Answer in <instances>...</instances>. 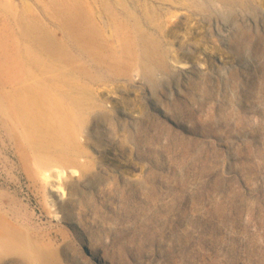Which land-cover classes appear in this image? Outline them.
I'll return each mask as SVG.
<instances>
[{
    "label": "rangeland",
    "instance_id": "374dc122",
    "mask_svg": "<svg viewBox=\"0 0 264 264\" xmlns=\"http://www.w3.org/2000/svg\"><path fill=\"white\" fill-rule=\"evenodd\" d=\"M10 1L0 0V264H264V0L195 9V29L163 0H96L95 11L90 0H25L26 12ZM100 11L142 31L119 36L129 55L102 40ZM139 39L153 85L137 71ZM42 88L43 108L31 95ZM50 100L78 104L80 124L66 111L55 118L64 134L52 132ZM53 158L61 174L45 183Z\"/></svg>",
    "mask_w": 264,
    "mask_h": 264
},
{
    "label": "bare ground",
    "instance_id": "6f19581e",
    "mask_svg": "<svg viewBox=\"0 0 264 264\" xmlns=\"http://www.w3.org/2000/svg\"><path fill=\"white\" fill-rule=\"evenodd\" d=\"M8 1V0H7ZM10 1V0H9ZM14 1V0H13ZM28 1V0H27ZM27 1H21V3H19V5H16L15 3H13V4H9V6L10 7H12V9L13 10H17V9H19L18 7H21L22 9H21V11H23V12H26V11H28L29 9H31V7H33L32 5H29L30 4V2H29V4H28V2ZM36 1V0H35ZM69 1V0H68ZM117 1V0H116ZM119 1V0H118ZM117 1V2H118ZM163 1H165V2H167V3H172V2H174V4L177 6V8H180V9H185V10H187L186 12H188V13H184L183 12V14H188L187 15V17H186V19H187V21H186V23L188 24V28H192L193 26H191L190 27V25H192V24H190V20L192 19L193 20V17H195V15H194V12H193V10H195V9H210V10H212L213 11V13H215L216 15L217 14H220L222 11H223V9L225 10V9H227V10H229V12L231 13V10H233V8H235L236 6H238V5H240L241 3L242 4H245L246 3V5H247V1L248 0H163ZM254 1V0H253ZM11 2V1H10ZM34 2V1H33ZM41 2H43L44 3V1H41ZM91 4H89V6L91 7H89L90 9H92L93 11H95L96 10V8H98V7H100V3L98 2V1H94V0H90L89 1ZM108 2L109 3H111V0H108ZM122 2H123V0H122ZM126 2V1H125ZM38 3V2H37ZM113 3H114V1H113ZM120 3V2H119ZM252 3H254V2H252ZM35 4V3H34ZM87 4H88V2H87ZM121 4V3H120ZM132 4V3H131ZM145 4V3H144ZM162 4H164V3H162ZM241 4V5H242ZM255 4V3H254ZM42 5H45V4H42ZM127 5L129 6V4H124V6H126L127 7ZM31 6V7H30ZM37 6V5H36ZM96 6H98V7H96ZM102 6V5H101ZM116 6V5H115ZM114 6V7H115ZM122 6V5H121ZM120 6V7H121ZM145 6H146V4H145ZM137 7V6H136ZM175 7V6H174ZM34 8H35V5H34ZM39 7H37V9H38ZM41 8V7H40ZM46 8H48V6H46ZM101 8V7H100ZM102 8H103V6H102ZM116 8H117V6H116ZM148 8V7H147ZM106 9V8H105ZM121 9V8H120ZM34 10H36V9H33V11ZM47 10V9H46ZM103 10V9H102ZM101 10V11H102ZM107 10V9H106ZM117 10H119V9H117ZM140 10V9H139ZM166 10V9H165ZM170 9L168 8V11H169ZM226 10V11H227ZM2 11H3V9H2ZM19 11V10H18ZM29 11H31V10H29ZM32 11V12H33ZM37 12H38V10H36ZM35 11V12H36ZM92 12V13H94L93 14V16L92 17H94V21L93 22H97L98 23V26H99V30H100V32H101V38H102V40H104V42L105 43H109V44H111V45H113L114 46V48H115V50H113V52L115 53V52H123L124 54H128L129 53V50H128V44H127V47L126 46H121L122 47V49H121V47H118V45H117V41H119V36H124V35H126V33L128 32V31H137V32H140L138 29H137V27L135 26V25H133V24H130V27H125L124 25H119V26H113L114 25V23L111 25L109 22H107V20L105 19V16H107V15H105L106 13L104 12V14H102V12ZM127 11V10H126ZM141 11H142V9H141ZM199 11V10H198ZM34 12V13H35ZM120 12V11H119ZM138 12V11H137ZM164 12V11H163ZM166 12H167V10H166ZM169 12H171V10L169 11ZM228 12V11H227ZM15 13V12H14ZM17 13V12H16ZM30 13V12H29ZM177 13V12H176ZM196 13V12H195ZM105 15V16H104ZM141 16H142V14H140ZM156 15V14H155ZM169 15H171V14H169ZM168 15V16H169ZM173 15V14H172ZM179 16H180V14H178ZM203 15V16H202ZM225 15H226V13H225ZM174 16H177V15H174ZM201 16H202V18H201V20L203 21V20H209L210 19V17H208L206 14H201ZM88 17V16H87ZM110 17H112L111 15H110ZM131 17H135V13H131ZM144 17V16H143ZM199 19H200V17L199 16H197ZM128 18V17H127ZM141 19V18H140ZM185 19V18H184ZM196 19V18H195ZM194 19V20H195ZM44 20V19H43ZM48 20V19H47ZM111 20V19H110ZM121 20H123L122 18H121ZM161 20V19H160ZM167 20V19H166ZM191 20V21H192ZM25 21H27V20H25ZM45 21V20H44ZM90 21H92V20H90ZM113 21V20H112ZM50 22V21H49ZM111 22V21H110ZM123 22V21H122ZM134 22V21H133ZM204 22V21H203ZM208 22V21H207ZM45 23V22H44ZM171 23V22H170ZM127 24V23H126ZM159 24V23H158ZM171 24H173V23H171ZM171 24H168L169 26H171ZM185 24V22L182 24V25H184ZM45 25H46V23H45ZM48 25V24H47ZM95 25H97L96 23H95ZM140 25V24H139ZM146 25V24H145ZM129 26V25H128ZM162 26V25H161ZM160 26V27H161ZM76 27H78V26H76ZM147 27H149V26H147ZM181 26H180V23L178 22H176V23H174L173 25H172V27H169L168 28V31L171 33V34H176L177 33V31H178V28H180ZM141 28L143 29L144 28V26L143 25H141ZM166 28V27H165ZM185 28V27H184ZM194 29H195V27H193ZM20 29V28H19ZM58 29V28H57ZM146 29V28H145ZM50 31H51V29H49ZM186 30V29H185ZM31 31V30H30ZM49 31V32H50ZM143 31H145L144 29H143ZM148 31V30H147ZM164 33H166L167 31H166V29L164 30H162ZM180 31H182V30H180ZM192 31V30H191ZM142 32V31H141ZM151 32V31H150ZM169 32H167V33H169ZM193 32V31H192ZM50 33H52V32H50ZM164 33H163V35H164ZM190 33V32H189ZM198 33V32H197ZM196 33V34H197ZM143 34V33H142ZM191 34V33H190ZM27 35V34H26ZM25 35V36H26ZM53 35H54V33H53ZM55 36V35H54ZM147 36V35H146ZM149 36V35H148ZM154 36V35H153ZM28 37V36H27ZM47 37V35L45 34L44 35V38H46ZM136 37V36H135ZM150 37V36H149ZM152 37V36H151ZM156 37V36H155ZM176 37V36H175ZM29 38V37H28ZM133 38V37H132ZM153 38V37H152ZM20 39V38H19ZM46 39H49L48 37L46 38ZM67 39V38H66ZM135 39V38H134ZM63 40H65V36H64V38H63ZM23 41V40H22ZM132 43V42H131ZM143 40H137V41H135L134 42V44L136 45V48H138V50L136 51V55H137V57H138V59H139V61H138V59L136 60V62L138 63V65L140 66V67H138V70L137 71H139V70H141V72H143V80L144 81H146V83L148 82L150 85H153L155 82H156V78H155V73L157 72L156 70H157V67L155 66L154 67V65H152V63L149 61V59H147V51H146V47L144 48V45H143ZM155 44V43H154ZM31 45V44H30ZM121 45V44H120ZM135 45H133L134 47H135ZM155 46V45H154ZM130 47V46H129ZM110 48V47H109ZM105 51H107V50H105ZM37 52V51H36ZM76 54H78L79 55V52H75ZM129 55V54H128ZM127 55V56H128ZM129 57V56H128ZM131 57V56H130ZM136 57V58H137ZM164 58H166L165 60H164V66L166 67V69L167 68H169V61H168V58H167V55L166 54H164ZM81 59V58H80ZM137 63H135V64H137ZM40 66V65H39ZM165 67L164 68H162V69H165ZM180 68H181V66H179ZM140 68V69H139ZM137 74V73H136ZM135 75V74H134ZM138 75V74H137ZM136 75V76H137ZM134 77V76H133ZM139 77V76H138ZM137 77V78H138ZM135 78V77H134ZM136 79V78H135ZM137 80V79H136ZM46 84V83H45ZM83 85V84H82ZM51 94V92L50 91H47L46 89H40V90H37V91H34V92H32L31 93V95H33V96H37L36 97V100H38V102H39V104H40V106L43 108V107H45V106H47V102L45 101V99H44V97H49V96H51L50 94ZM53 93V92H52ZM54 93H55V91H54ZM54 93H53V95H54ZM59 95H64V94H59ZM58 95V96H59ZM55 96V95H54ZM62 98V97H61ZM70 101H71V99H70ZM80 101V100H79ZM85 102V100H82V102ZM80 103H81V101H80ZM50 104H51V106H53V107H55L54 108V118H50V123H51V125H53L52 126V128H53V131L52 132H54V133H56V134H59V136H60V134L61 135H63L64 134V130H65V128L62 126H60L59 128L61 129V131L60 132H58L57 130H59L58 128H57V126H58V124H56L55 123V118H59V120L60 121H65L66 120V117H67V114H65V112L67 111V112H70V113H72L73 112V115H71L70 116V118L72 119V122H73V124H80V121H79V116H80V114H81V112H82V110H81V107L78 105V104H76V103H74V102H70V107H67V106H64L63 104H61V105H59V106H57V104L56 103H54V101L53 100H50ZM68 105V104H67ZM66 107V108H65ZM64 108H65V110H64ZM158 110V109H157ZM63 113V114H62ZM99 112L98 111H96V110H93L92 112H91V116H97V114H98ZM47 116V115H46ZM82 117V116H81ZM69 118V119H70ZM78 120V121H77ZM82 126H81V128L84 130H86V127H85V122H84V120H83V118H82ZM71 122V123H72ZM41 127V126H40ZM77 127V126H76ZM56 129V130H55ZM80 129V128H79ZM70 130V129H69ZM75 130H76V128H75ZM74 130V131H75ZM81 130V129H80ZM84 130V131H85ZM78 131V130H77ZM75 133H79V132H75ZM65 134H68L69 136H71L72 138H74L75 139V137L76 136H74L75 134L74 133H70L69 134V131H67ZM78 135V134H77ZM47 136V135H46ZM45 136V137H46ZM55 140V139H54ZM59 140V139H58ZM57 140V141H58ZM67 140L68 139H66V142H67ZM77 140V139H76ZM75 140V143L76 142H78V141H76ZM60 141H61V139H60ZM65 141V140H64ZM63 141V142H64ZM70 141V140H69ZM62 142V141H61ZM62 142V144H65L66 142H64L63 143ZM70 143V142H69ZM68 143V144H69ZM68 144H65V145H68ZM71 144V143H70ZM76 144H78V143H76ZM43 145V143L41 144V146ZM58 145V144H57ZM64 145V146H65ZM43 146H45V145H43ZM46 148H48V147H46ZM50 148V147H49ZM57 148V147H56ZM59 148V150L61 151H64V153L67 151L68 153L67 154H70V155H73V154H76V153H74L72 150L70 151V150H65L63 147L62 148H60V147H58ZM76 147H74L73 149H75ZM78 148V147H77ZM76 148V149H77ZM68 149H70L69 147H68ZM58 150V149H57ZM78 150V149H77ZM80 153H81V150H78ZM76 152V151H75ZM74 156H77V155H74ZM53 156L51 155V158H52ZM79 157V156H78ZM73 158V157H72ZM48 162H52L51 164H44V165H42V167L41 168H43L42 169V171H41V176H43V181L45 182V183H48L49 182V177L52 175V173L51 172H53V173H57L56 175H60L61 174V166L58 164V161L55 159V158H53L51 161H48ZM47 162V163H48ZM74 168V167H73ZM72 173H73V175H75V176H78V170L76 169V168H74L73 170H72ZM43 174V175H42ZM53 176V175H52ZM51 176V177H52ZM59 177V176H58ZM57 177V178H58ZM56 178V179H57ZM51 179V178H50ZM52 180H54V179H52ZM56 181V180H55ZM62 183V182H61ZM58 185H59V180L57 179V182H56V184H52V185H50V189H49V192H50V194H52L53 196L55 195V197H56V193H58V195H59V188H61V187H59L58 188ZM58 190V191H57ZM51 215V214H50ZM6 235H8L7 233H6ZM84 246V248H86L85 247V245H83ZM3 247V245H2V243H0V249ZM91 252H92V257H93V259H98V260H101V257L94 251V250H90ZM34 264H38V259H35L34 260Z\"/></svg>",
    "mask_w": 264,
    "mask_h": 264
}]
</instances>
